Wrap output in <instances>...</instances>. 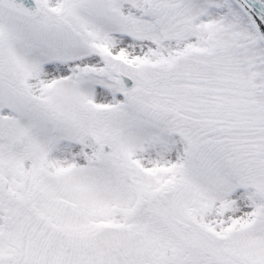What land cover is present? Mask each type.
<instances>
[{
	"label": "snow or ice",
	"instance_id": "6c2138e0",
	"mask_svg": "<svg viewBox=\"0 0 264 264\" xmlns=\"http://www.w3.org/2000/svg\"><path fill=\"white\" fill-rule=\"evenodd\" d=\"M0 264H264V0H0Z\"/></svg>",
	"mask_w": 264,
	"mask_h": 264
}]
</instances>
